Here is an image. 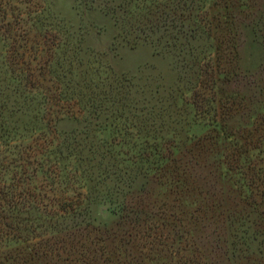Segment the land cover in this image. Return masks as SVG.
Returning <instances> with one entry per match:
<instances>
[{"label":"trees","instance_id":"trees-1","mask_svg":"<svg viewBox=\"0 0 264 264\" xmlns=\"http://www.w3.org/2000/svg\"><path fill=\"white\" fill-rule=\"evenodd\" d=\"M49 2L0 0V72H13L10 54L16 49L15 35H11L16 30L14 26L28 25L39 14L38 8L45 9ZM77 2L88 9L102 3L100 0ZM215 5V0L211 4L208 0H120L118 4L113 3L106 12L118 25L115 38L121 37V42L131 45L147 43L156 53L181 60L174 89L160 84L153 88L150 83L152 87L148 89L146 84L141 86L143 95L139 96L137 88L136 95L127 96V93L132 95L134 88L130 82L127 88L121 86L126 94L110 92L111 100L108 95L99 99L92 90H81L79 85L69 84L73 83L72 78L62 80L68 85L58 90L57 96L78 101L84 110L78 117L69 106H60L63 116L71 115L75 121V132L69 138L71 141L65 143L68 138H63L45 154L40 152L43 157L33 150L32 143L15 141L8 128L10 125L4 120L11 122L8 117L17 103V91L11 89L10 82L0 85V264H158V258H171L181 250L190 253L182 254L178 264H207L192 252L195 248L186 249L178 242L173 255L172 235H179L178 239H183L185 246L191 239V228L180 206H177L179 212L167 214L162 206L145 202L152 183L160 177H169L173 184L184 186L193 159L191 149L179 148L180 155L173 158L158 156L154 163H160L156 168L162 173L154 175L150 168L120 166L112 151L96 144L89 133L91 126H111L102 118H107L109 111L124 110L133 112L135 118L134 123L123 129L139 127L155 132L171 122L179 123L188 105L190 111L185 113L191 115L192 121H204L209 131H221L243 141V144L233 143L225 158L228 169L239 165L240 157L246 158L245 174L253 183L258 172L251 165L249 152L258 148L256 144L264 142V112L258 108L264 95V54L257 71L242 73L238 57L242 35L240 17L227 12L229 7L224 3V12L213 10ZM104 6L101 8L105 11ZM256 18L253 27L256 31L263 29L260 37L264 49V23L261 28L258 26L264 14ZM45 34L41 35L45 37ZM27 47L18 45L20 55L25 56ZM148 91L156 103L145 107V111L138 103L151 101L149 95L146 96ZM53 93L56 94V90ZM185 93L190 97L185 98ZM42 96L52 103L51 96L43 93ZM169 98L171 100L165 104ZM180 100L184 102L182 106H179ZM158 138L154 137L153 141ZM204 139H212V136L206 134L196 141ZM155 143L154 146L158 142ZM139 155L140 159L153 163L148 152ZM63 161L66 163L61 164ZM169 161L173 167L166 165ZM67 171H72L73 175L68 177ZM139 179L143 180L138 182ZM73 181L78 186L71 184ZM97 200L106 206L108 213L117 217L112 225H94L86 218L90 205ZM235 212L228 211L224 218L228 235L224 239L225 252L237 256L243 249L250 252L254 247V253L264 259V231L255 220L257 217Z\"/></svg>","mask_w":264,"mask_h":264},{"label":"rangeland","instance_id":"rangeland-1","mask_svg":"<svg viewBox=\"0 0 264 264\" xmlns=\"http://www.w3.org/2000/svg\"><path fill=\"white\" fill-rule=\"evenodd\" d=\"M106 1L100 0V6L96 3L95 7L88 9L82 8L77 0H50L45 9L38 8L39 14L35 20L28 25L16 24V30L11 33L16 39V49L10 54L13 72H0V85L11 83V89L15 93L17 91V103L8 117L11 122L4 120L7 117L3 120L10 125L8 128L11 129L15 141L22 143L25 140V144L32 143L33 150L38 151L40 157H43L40 152L45 154L48 149L62 142L63 138H68L65 143L71 141L69 138L75 132V121L71 115L63 116L60 106H69L78 117L84 110L78 105V101H67L57 96L58 90L61 91L68 85L62 83V80L68 81V78H72L73 83L71 81L69 84L79 85L81 90H92L99 99L108 95L111 100L113 97L111 98L110 92H117L122 96L126 91L121 86L127 88L130 82L134 84V88L132 95L127 93V96L136 95L134 90L137 88L139 96L143 95L141 86L144 84L147 89L148 86L152 87L150 83L153 88L160 84L163 88L172 89L175 85L181 60L156 53L150 44L139 42L131 45L126 41L121 42V37L115 38L119 28L106 11L111 10L113 3L118 4L120 0H108L104 6ZM212 1L208 0V3L211 4ZM215 2L213 10L224 12V3L229 7L227 12L232 11L240 17L238 24L242 35L238 49L239 70L242 73L257 71L263 61L264 49L260 37L263 29L256 31L253 20L264 14V0ZM101 6H104L105 11ZM20 7L23 8V5ZM263 23L262 19L258 26L261 28ZM44 32L45 37L41 35ZM24 44L28 46L25 56L20 55L21 50L18 48V45ZM53 90H56V94ZM42 93L46 97L51 96L52 103L49 100L50 103L46 102ZM52 94L55 98H52ZM185 94V98L190 97L189 93ZM146 96L150 98L148 100L152 99L149 91ZM170 100L167 99L165 104ZM155 101L141 100L138 104L147 111L145 107L155 105ZM182 103L184 104L180 100L179 106ZM107 104L112 105L109 101ZM185 106V112L190 111V107ZM258 108L260 112H264V95L261 96ZM185 112L179 123L171 122L162 130L154 132L139 127L125 130L124 126L134 123V113L125 110L119 113L109 111V116L102 118L111 123V126H91L89 137L96 144L108 147L120 166L129 169L150 168L149 171L154 175L162 173L157 170L156 166L160 163H154L155 159L158 160L160 156L177 157L180 155L177 151L179 148H190L193 159L189 176L183 182L184 186L173 184L169 177H160L157 182L152 183L150 196L145 200L152 206H162L167 214L179 212L177 206L184 212L185 221H188L187 225L191 228V239L185 246L186 242L183 239L180 241L179 235H172L171 240L175 242L172 247L173 255L178 244H182L186 249L195 248L192 252L198 254L201 261L207 264H264V259L254 253V247L250 252L243 249L237 256L224 250V239L228 236L224 218L228 211L256 216L255 220L264 231V142L261 145L256 144L258 148L250 149L249 152L251 165L258 172L251 183L245 174L246 158L240 157V164L232 169H228L225 158L226 153L233 148V143L243 144V141L238 137H228V134L221 131H209V126L204 121L194 122L191 115H186ZM60 116L63 117L60 119ZM206 134L212 136V139L196 141ZM156 136L159 138L153 141ZM155 142H158L156 146ZM144 151L150 154L153 163L140 159L139 153ZM64 163L66 161L61 164ZM166 165L174 166L170 161ZM67 173L68 177L73 175L72 171ZM141 180L143 179L138 182ZM71 184L78 186L74 181ZM58 186L56 187L59 188ZM85 216L92 224L99 226L112 225L117 219L98 200L90 205ZM189 253V250H181L180 254L171 258H158V264H178L181 255Z\"/></svg>","mask_w":264,"mask_h":264}]
</instances>
